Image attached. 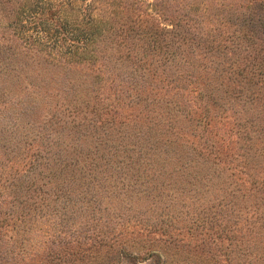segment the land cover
Returning a JSON list of instances; mask_svg holds the SVG:
<instances>
[{
	"label": "rangeland",
	"instance_id": "1",
	"mask_svg": "<svg viewBox=\"0 0 264 264\" xmlns=\"http://www.w3.org/2000/svg\"><path fill=\"white\" fill-rule=\"evenodd\" d=\"M0 264H264V0H0Z\"/></svg>",
	"mask_w": 264,
	"mask_h": 264
},
{
	"label": "trees",
	"instance_id": "2",
	"mask_svg": "<svg viewBox=\"0 0 264 264\" xmlns=\"http://www.w3.org/2000/svg\"><path fill=\"white\" fill-rule=\"evenodd\" d=\"M154 251V250H153ZM155 253H153V256H158L159 258H162L163 257V254H162V252H160V251H154Z\"/></svg>",
	"mask_w": 264,
	"mask_h": 264
}]
</instances>
